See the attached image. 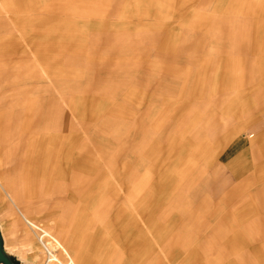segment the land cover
Wrapping results in <instances>:
<instances>
[{"label":"crops","instance_id":"1","mask_svg":"<svg viewBox=\"0 0 264 264\" xmlns=\"http://www.w3.org/2000/svg\"><path fill=\"white\" fill-rule=\"evenodd\" d=\"M0 12L14 26V34L3 43H19L40 62L42 73L51 79V95L58 93L61 83L66 85L63 103L52 105L58 113H68L64 133L71 134L70 125L78 121L70 117L77 120L78 112L84 113L88 122L83 129L89 130L107 127L105 117L142 116L148 122L147 145L142 150L141 140L136 145L135 175L148 172L153 179L145 176L142 184L155 180L153 186H163L168 193L179 189L183 195L177 202L168 201L174 210L154 233L145 221L148 216L138 223V231L127 232L131 243L123 250L131 252L132 264H155L156 256L164 257L159 264H264V0H3ZM93 21L106 32L134 31V26L143 24L139 30L153 41L148 43V57L136 60L138 65L146 61V73L127 87L125 81L133 77L136 69L131 71V65L136 61L119 54L95 59L100 71L115 73V83L108 85L115 88V97L111 92L97 97L72 91L80 78L85 79L84 69L76 63L87 59L82 55L92 43H76L70 33L91 31ZM175 63H179L178 78L170 76ZM159 65L164 72L157 83ZM42 105L40 99L28 98L22 105L25 113L29 110L28 120L10 130L1 122L0 112L1 177L9 176L19 203L9 201L15 211L20 207L22 213L21 200L27 192L47 184L51 177L54 191H86L85 206L92 191L103 189L108 176L124 184L125 174L108 172L102 162H96L98 152L108 150L107 129L103 142L100 138L92 143L79 131L81 144L63 141L55 115L41 120L47 127L39 123L40 118H49ZM157 112L161 113L158 121ZM170 113L185 114L186 123L170 122ZM177 126L180 134L173 135ZM38 154L41 161L33 165L31 160ZM13 160H17L14 166ZM92 168L94 177L84 178ZM77 177L84 181L71 188ZM177 182L179 188H173ZM18 215L27 225H37L31 217ZM119 230L118 234L126 232ZM108 235L98 236L107 239ZM56 239L75 264H83L70 242ZM140 240L144 241L139 247Z\"/></svg>","mask_w":264,"mask_h":264},{"label":"rangeland","instance_id":"2","mask_svg":"<svg viewBox=\"0 0 264 264\" xmlns=\"http://www.w3.org/2000/svg\"><path fill=\"white\" fill-rule=\"evenodd\" d=\"M0 1L2 2L3 0ZM94 23L95 21L92 22L91 31L76 30V32L70 33L71 38L76 43H83L86 40H88L87 43H92L88 48H85L86 53L82 55L87 57V59H81V62L76 63V65L84 69L83 77H85V79L80 78V83L77 84L76 89L72 91L80 92L82 96L84 93L87 95V93L90 92L91 96L97 97L104 96L102 94L105 92H111L113 94L110 96L115 97V88L108 86L109 84L115 83V73L110 74L109 71H100V66L96 67L94 64L95 59L100 57H115L119 54L124 57L132 58L133 61H136L137 58L142 61L149 55L150 45H148V43H153V41L149 38V35L145 33L146 31L139 30L141 27H145L142 26L143 24L134 26L137 29L134 31L106 32L99 30ZM13 27L14 26L8 22L7 17L0 12V112L4 115L1 122L7 123L6 126L9 130L22 125L20 122L28 120L27 115L29 111L27 110L25 113L22 107L23 103L28 98L40 99L43 104L42 108L45 109V106L47 107L44 111V115L46 116L47 114L49 118H40L39 123L47 127L45 121L51 120L50 117L52 114L55 115L53 118H56L57 123L61 126L58 131L65 137L63 141L70 139L71 141L81 144L80 138L82 135L86 134L90 141L92 139V143H94V141L98 142L101 136H105L103 132L107 129L109 142L108 150L98 152L96 162H102L107 167L108 172H115L117 170L121 175L125 174L123 176L125 180L124 184L119 183V185L116 183L117 179L114 175L108 176V179L105 180L106 185L103 186V189H101L100 192L92 191L87 198L89 206L82 205L85 201L84 196L87 195L86 191H54L55 184L52 182L51 177L47 184L41 186L37 184L35 189L27 192L30 194L26 196L25 199L21 200L22 206H24V211L22 213L31 217L43 233L46 232L51 236L53 235L51 239L46 238L47 241L62 245V243L56 239L58 236L70 242L72 251L77 253L83 264H132L133 257L131 252L128 251L127 253V249L126 251L123 250L125 245L129 248L131 243L130 239H127L130 237V234L127 232H131L133 229L138 231V223L143 222L144 217L148 216V220L145 219V221L150 222L151 232L154 233L163 222L168 221L171 212L174 210L168 207V201L172 200L177 202L183 195V192L179 189L168 193L167 190L163 189V186H153L155 180L151 181L148 185L145 184V181H143L144 184H142L141 179L145 176L148 180L153 179L147 174L148 172L138 177L135 175L137 173L135 166L137 163L136 145L140 140L141 150L147 145L145 136L149 128V126H147L148 122L144 120L142 116H139V118L135 117L134 119L105 117L107 120L109 119L107 121V127L99 126L89 130L86 128L83 129V124L88 121L83 118L84 113L78 112L79 117L77 120L72 116L70 117L72 120L78 121L77 124L73 126L70 125L69 129L71 134L67 131L64 133L65 128L68 126V113L62 111L58 113V110H55V107H52V105L55 104V101L56 104L58 101L59 103H63L62 99H64L65 96L67 97L66 85L61 83L60 88H58L60 90L56 91L58 93L51 95L50 93L53 89L51 79L46 78L47 75L42 73L41 66H39L40 62H37L31 53H27L26 50L20 48L19 43H10L8 46L7 43H3V40L14 34ZM77 27L78 25L75 29H77ZM60 35L63 34L60 33ZM116 35L120 36L116 37ZM24 36L25 39H27L25 34ZM120 43L125 44L122 46ZM90 60H92V63L89 62ZM178 64L176 65L175 63L170 69V76L174 78L179 77L176 71V67L179 66ZM46 65L49 69L53 66L47 63ZM159 66L155 68L157 83L159 82V74L164 72V66ZM147 67L148 64L146 61H143L140 65H138L136 61L134 65H131V71L136 70L134 71L133 77L129 78V82L125 81V87H127L128 83H132V79L143 77L144 73L147 71ZM125 76H127V74H124V77ZM133 82L137 83L136 79L133 80ZM98 83L103 84L98 86ZM58 89L56 88V90ZM25 91L32 92L34 95L17 94L19 92L24 93ZM42 112L43 110H41V114ZM160 114L161 113L158 112L156 113V121H158ZM167 119L177 125L181 124V122L183 124L186 123L185 114L180 115V113H177L175 115V113H170ZM41 120L45 121L42 122ZM48 125H50V123ZM176 130L177 132L173 135L180 134V128L178 126ZM77 131L81 133V136L78 137ZM73 133H75V135H73ZM0 138L4 140L3 137ZM100 142H103L102 138ZM39 156L41 155L38 154L36 159L31 160L33 165L41 161ZM16 161L17 160H13L11 162L12 166H14ZM9 164L7 163L5 165ZM3 168L4 167L0 165V178ZM170 169L173 170L174 168L171 167ZM93 171V168L90 169L89 174L85 175L84 178L90 179L94 177L91 174ZM42 173L47 175L48 171L42 169ZM5 178H9V176H5ZM72 179L74 180V178ZM75 180L71 188L77 189L78 183H81L84 179L77 177ZM179 185L180 184L177 182L173 188H179ZM83 186L84 184L82 187ZM104 195H106V197L103 198ZM101 197L104 202L100 207H96L100 204L99 199ZM128 199H131V203L128 202ZM15 201L17 200H12V202ZM131 204H133L131 207L132 210L130 209ZM147 205L150 211H148V213V207L146 208ZM17 206H19L18 202ZM1 211L3 212L1 213ZM14 213H16V211L11 207L7 196L0 188V231L2 232L1 238L3 244H6L9 249L14 251L17 255H19L18 250L20 248L23 247V249H26L34 246L32 254L30 252L25 253L22 259L8 252L13 258V263L44 264L46 261V254L39 243L37 237L38 230L24 223L21 216L18 215V212L17 215ZM95 226L100 227L99 232H96L98 228ZM121 227L123 230H126V232L118 234L121 231L119 230ZM101 234H103V236L109 235L107 239H101L98 236ZM44 236L47 237V234H44ZM120 238H123V240ZM143 241L144 240L139 241V247ZM145 246L149 248L150 243L147 242ZM156 246L158 247V245ZM113 248L115 249L112 250ZM64 249L67 251L65 246ZM162 258L164 257L156 256L155 264H159V260ZM66 262L67 259H61L62 264H66Z\"/></svg>","mask_w":264,"mask_h":264},{"label":"bare ground","instance_id":"3","mask_svg":"<svg viewBox=\"0 0 264 264\" xmlns=\"http://www.w3.org/2000/svg\"><path fill=\"white\" fill-rule=\"evenodd\" d=\"M0 188L5 193V195L7 196V199L9 201L12 202V200L15 199L13 197V194H12V184H11L9 178H5V177L4 178L3 177L0 178ZM13 205L17 206V201L13 202ZM15 209H16L17 212H19L23 216V218H25V215L22 214L21 211H20L21 210L20 207H17ZM29 226L30 227H34L38 231H42L40 229V227H38L37 225H33L31 222H29ZM0 233L2 235V232L1 231H0ZM44 234H47V237H45L43 239L44 242L47 241L46 238H49V239L52 238V236L50 234H48L46 232ZM39 235L40 234L38 233L37 237H39ZM40 242L41 241H39V243ZM40 245H41L42 249L44 250L43 244L40 243ZM45 245H46V247L48 249V254L44 250V253L46 254V261H45L44 264H62L61 263V259H70V261H67L66 264H75L74 261L69 256V254L67 253V251L64 249V246L60 245L59 243L51 242V241L50 242L47 241L45 243ZM33 249H34V247H30V248H26V249H23V247H22L18 251H19V253L21 255H23V254H25L27 252L32 253ZM3 252H4L5 256H7V258H9L11 261L13 260V258L10 256L11 254H13V255H15V256H17L19 258V256L14 251H12L11 249L7 248L5 244H3ZM8 252L11 253V254H9ZM12 263H13V261H12Z\"/></svg>","mask_w":264,"mask_h":264},{"label":"water","instance_id":"4","mask_svg":"<svg viewBox=\"0 0 264 264\" xmlns=\"http://www.w3.org/2000/svg\"><path fill=\"white\" fill-rule=\"evenodd\" d=\"M0 264H13L12 261L5 256L3 252V241L0 234Z\"/></svg>","mask_w":264,"mask_h":264},{"label":"built area","instance_id":"5","mask_svg":"<svg viewBox=\"0 0 264 264\" xmlns=\"http://www.w3.org/2000/svg\"><path fill=\"white\" fill-rule=\"evenodd\" d=\"M38 233L40 234L39 237H38L39 241H41L40 243L43 244V248H44L45 252L48 254V249H47V247L45 245V242L43 240L45 238L44 233H42V231H38Z\"/></svg>","mask_w":264,"mask_h":264}]
</instances>
